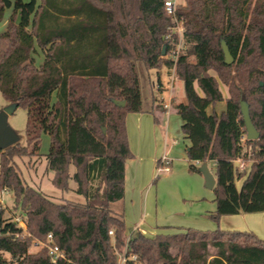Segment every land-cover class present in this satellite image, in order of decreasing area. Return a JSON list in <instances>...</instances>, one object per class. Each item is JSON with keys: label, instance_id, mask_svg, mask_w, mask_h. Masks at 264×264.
Wrapping results in <instances>:
<instances>
[{"label": "trees", "instance_id": "1", "mask_svg": "<svg viewBox=\"0 0 264 264\" xmlns=\"http://www.w3.org/2000/svg\"><path fill=\"white\" fill-rule=\"evenodd\" d=\"M166 1L0 0V22L11 10L0 33V92L28 115L25 146L0 151V193L14 194L26 226L3 219L0 205V264H118L126 247L138 258L127 264H264V241L252 232L129 236L123 215L111 208L124 198L126 164L134 158L127 117L145 112L142 74L166 67L184 85L185 101L173 109L190 141L189 171L216 166L209 218L218 225L223 216L264 213V0H183L176 18L186 47L177 61L169 55L178 37L165 39L174 25ZM223 101L225 111L209 112ZM242 101L257 140L247 139ZM43 135L50 138L44 157L53 186L69 192L73 181L84 202L51 200L11 164L40 156ZM238 160L249 170L240 171ZM49 234L64 254L56 262L41 245Z\"/></svg>", "mask_w": 264, "mask_h": 264}, {"label": "crops", "instance_id": "2", "mask_svg": "<svg viewBox=\"0 0 264 264\" xmlns=\"http://www.w3.org/2000/svg\"><path fill=\"white\" fill-rule=\"evenodd\" d=\"M156 74V82H152L148 74L155 90L152 89L150 96L143 99L145 112L132 113L127 117L129 146L134 158L127 160L124 198L111 206L116 214L123 215L127 234L130 236L136 231L153 238L159 234H172L173 229H226L228 223L229 226L226 227L243 229L264 239V213L246 215L245 224L241 227L237 223L241 224L242 219L234 223L233 219L223 216L220 225L209 220V216L216 210L215 197L206 193L203 175L189 171L186 150L190 141L181 133L183 121L173 109L175 105L185 101L183 82L172 70L171 74L163 70H157ZM222 93L225 98L228 97L223 90ZM208 110L221 114L225 111V103L210 106ZM162 155L171 159L170 171L161 175L155 186V165ZM210 163L213 164L212 169ZM206 164L214 175L215 163ZM202 165L199 164L198 168ZM249 168L250 163H245L241 171H248ZM45 172L53 178V173L47 171V163ZM159 196L168 201L161 206L164 213L160 214L161 207L159 208L157 201ZM205 199L210 203H203ZM152 201L157 202L154 203L155 209L150 208ZM15 217L18 216L13 218Z\"/></svg>", "mask_w": 264, "mask_h": 264}, {"label": "rangeland", "instance_id": "3", "mask_svg": "<svg viewBox=\"0 0 264 264\" xmlns=\"http://www.w3.org/2000/svg\"><path fill=\"white\" fill-rule=\"evenodd\" d=\"M183 0H177V6L180 5L182 3ZM11 14V10H7L5 13V17L4 19L0 22V33L4 32L7 28V23H8V17ZM193 61V59H191ZM41 59H37V63H40ZM159 70H163V71H167L171 74V70L167 69L166 67H162ZM156 72L157 70H151L149 71L146 75H142V91H143V99L146 96H150V93L152 92V82H156ZM172 73H175V69H172ZM151 77V81L150 82V77ZM221 86V90H223V92L228 96V88L223 85L222 83H220ZM183 87V86H182ZM183 92H184V87L182 88ZM155 89H153L154 91ZM154 94L156 95L157 93L154 92ZM185 95V94H184ZM225 103V109H226V102L223 101ZM223 102H219L217 104H222ZM7 102L5 101V99L3 98L1 92H0V110L2 108H4L5 106H7ZM167 109H169V106L166 107ZM174 112V111H173ZM27 122H28V115H27V111L25 110V108L23 107H18L16 109V111L9 117L8 123L10 125V127L20 136V143L22 146H25L26 143V127H27ZM181 131V130H180ZM182 133V131H181ZM50 149V138L48 135H43L42 138V145H41V149H40V156H26V157H15L13 158V160L11 161V164L13 166H15V168L17 169L18 173L20 174L23 182L28 185L31 186L33 188H36L38 190H40L42 193H44L48 198H50L51 200L57 202V203H64L66 200L69 201H75V202H84V198L78 194H76L74 192L75 190V183L73 181H71V188L73 189V191H69V192H63L60 191L58 189H56L51 181V174L48 175L45 172V167H46V159H45V155L48 154ZM1 156L0 155V163H1ZM164 157H166L167 159H169L171 161V159L167 156H161L159 157V159H163ZM210 168H213V164L210 163ZM1 172V170H0ZM154 174H155V178L153 180V184L156 186L159 182V177L161 175H163L164 173L159 172V165L157 163V165H155V170H154ZM242 180L241 182L238 181L237 184L238 186L242 185ZM205 186V184H204ZM206 188V187H205ZM208 195H213V197H215L214 191L207 189ZM0 201H1V206L5 209V213H4V218L3 219H14V216H18V217H22V211L21 209H14V194L10 191H3L2 193H0ZM158 205L159 208L163 205L166 204L168 201L167 199H165V197H158ZM210 203L209 201H207L206 199L203 201V203ZM157 204V202L152 201L150 203V208L155 209L156 206L154 205ZM215 207H216V203ZM169 206V205H168ZM161 210L163 209V207L160 208ZM159 209V214L160 213H164V211ZM258 214H262V213H258ZM246 215H251V214H240V215H232V216H226L229 217L230 219L234 220V223H237L239 221V219H242L241 224H238V226H242V224H245L244 222V217ZM255 215V214H254ZM257 215V214H256ZM210 221H212L209 218ZM213 222V221H212ZM214 223V222H213ZM221 220L219 222L218 225H220ZM226 226H229L228 223H226ZM226 229H222L224 231H240V232H245V230L243 229H238L233 227H226ZM232 226V225H231ZM231 228V229H230ZM133 230V229H132ZM187 230V229H186ZM172 234H177V233H181L184 232L183 229H173L172 230ZM247 232V231H246ZM132 234L138 235L139 233L134 231ZM260 239V237H258ZM262 241H264V239H260ZM40 249V247L38 246H33L30 251L32 253L37 252Z\"/></svg>", "mask_w": 264, "mask_h": 264}, {"label": "built area", "instance_id": "4", "mask_svg": "<svg viewBox=\"0 0 264 264\" xmlns=\"http://www.w3.org/2000/svg\"><path fill=\"white\" fill-rule=\"evenodd\" d=\"M176 8H177V0H168L165 2V10L168 15H170L174 19V25L169 29L170 32L165 37L166 40L174 41L175 37H178V41L174 43V48L172 52L169 55V58L177 61L179 55L181 52L185 49V44L183 40V34H184V27L182 22L177 20L176 18ZM168 107V106H166ZM238 167L240 171L244 167V162L238 160L237 161ZM159 165V172L166 173L170 171V160L164 157L163 159L158 161ZM1 168V166H0ZM14 222H16L22 229L26 230L25 223L21 218L15 217L13 219ZM27 235H30L29 233H26ZM111 236L114 235L113 231H110L109 233ZM3 233L0 230V236H2ZM16 237H19V234L15 235ZM35 245L38 246L36 243ZM42 247H45L48 250V253L50 257L52 258L53 262H56L59 258H64V254L60 251L59 247L53 243V235L49 234L47 238V242L41 244ZM138 258L136 255H128L127 247L124 249L123 253L119 254L118 257V264H127L128 262H137Z\"/></svg>", "mask_w": 264, "mask_h": 264}, {"label": "water", "instance_id": "5", "mask_svg": "<svg viewBox=\"0 0 264 264\" xmlns=\"http://www.w3.org/2000/svg\"><path fill=\"white\" fill-rule=\"evenodd\" d=\"M221 45L225 56V63L227 65L233 64L234 58L231 55L228 45L224 40L221 41ZM117 105L119 107H124L125 103L119 102L117 103ZM18 107L19 105L17 103H14L7 105L0 110V151H5L6 149L20 142V136L10 127L8 123L9 117L16 111ZM241 114L243 116L245 128L247 131V139H259L260 134L252 123L249 112V105L245 101L241 102ZM199 171L205 179L206 188L212 190L215 187L216 180L214 175L208 169L207 164L204 163L200 167Z\"/></svg>", "mask_w": 264, "mask_h": 264}]
</instances>
